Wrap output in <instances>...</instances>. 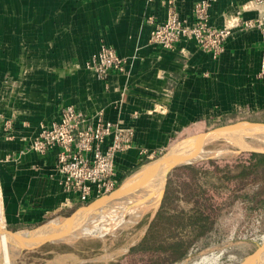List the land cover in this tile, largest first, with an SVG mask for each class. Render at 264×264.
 <instances>
[{
    "label": "crops",
    "instance_id": "1",
    "mask_svg": "<svg viewBox=\"0 0 264 264\" xmlns=\"http://www.w3.org/2000/svg\"><path fill=\"white\" fill-rule=\"evenodd\" d=\"M200 1L0 0V233L32 231L82 206L49 177L57 149L44 156L27 151L64 106L80 108L89 125L100 118L132 132L133 146L115 159L118 185L186 135V127L264 125V78L258 77L264 34L235 26L256 16L245 10L248 0H216L209 6L210 25L232 31L217 60L192 40L172 49L151 44L150 21L162 22L174 9L191 22L192 7ZM101 45L125 60V74L111 73L102 82L87 68ZM253 183L247 181L241 191L233 187L229 202L241 200L264 214V183L243 191ZM177 207L187 205L178 201ZM59 246L21 252L16 261L61 264L75 258L73 245L70 252Z\"/></svg>",
    "mask_w": 264,
    "mask_h": 264
},
{
    "label": "rangeland",
    "instance_id": "2",
    "mask_svg": "<svg viewBox=\"0 0 264 264\" xmlns=\"http://www.w3.org/2000/svg\"><path fill=\"white\" fill-rule=\"evenodd\" d=\"M211 58L213 60L218 59V57L214 58L212 56ZM239 123L245 122L240 121ZM239 123L237 122L231 126ZM213 128L215 127L198 128L197 126L192 125L191 127H186V135L178 137L169 147L161 150L159 153L155 154V156L148 157L144 163L139 165L133 171L128 172L119 182L116 191L109 195L111 198L106 199L109 197L107 196L103 199L105 201H99L102 205H99V202L94 204H84L76 209L70 216L57 219L53 218L51 221L44 224L47 225L51 222H61L68 219L73 220L72 218H77L81 213L82 216H86L85 219L87 221L82 219L83 223L81 225L83 228L82 230L79 229V231L81 230L80 233H76V238L74 237L73 239L71 237L69 238L70 240L67 238L64 240L63 238L62 240L61 238H53L51 235L43 236L39 232V227L35 229L38 231V235H26L25 243L20 249L9 250L6 247H0V264H18L16 259L21 252L38 249L51 241H63V243H59V245H63L60 248L62 252H66L63 250V247H70L69 245H73L76 250L73 252L75 255L73 260H66L64 258L61 264L150 263V260L148 259L149 257L147 256L141 257L139 255H127L129 247L139 241V239L143 236L145 229L147 228L145 222L150 221L154 217L163 197V194L161 196V193L164 186V180L161 184V188L158 190L160 193L158 192L154 196L156 200L153 198V202H149V183L154 174L156 175L155 171L164 162L165 157L176 145L183 142L185 139L210 132L214 130ZM205 148L210 151L225 148L229 149L231 154L229 153V155H226L225 157L216 159L199 160L194 163L214 161L219 165H223L225 162H232L237 159L246 160L248 154L251 153L248 151L240 152L238 147L232 146L222 139L212 142L211 145ZM176 174L181 175V172H177ZM176 182L178 183V180L174 181V183ZM127 183L134 186L133 195L130 198L121 201L117 198L112 199V197L121 191ZM252 185L253 186L244 188L243 191H256L258 187H260V185L258 186L257 184ZM157 195L159 197H157ZM157 199L159 201H157ZM226 199L229 202V196L218 198L215 201H217L218 204H222ZM222 208V212L215 216L214 223H216L215 221L219 218L223 219V217L229 213H232V215L222 221L221 229H219V226L214 231L211 229L210 232L202 238V240L197 241L193 246H191L185 257H172L171 259L166 260V264L168 261L170 264H194L202 257L209 256L211 254L219 258L218 264H242L245 260L246 261L243 264H246V262H249L250 260L255 261L259 258L257 253L264 251V214L261 213L259 208L241 200H235L230 203L229 206H224ZM138 224H141L140 227H138ZM82 231L85 232L81 233ZM27 232L32 231H22L21 233ZM232 233H234V235ZM3 234L7 236L11 233H0V236L2 237ZM11 235H13V238H16L19 234L14 233ZM97 242L100 243L99 252L93 256L88 255V257H86L87 252L85 248L88 247L90 249H95ZM104 246H106L105 251ZM7 249L8 251H6ZM260 256L263 255L261 254ZM8 258L10 259L8 260ZM3 259L4 261H2ZM157 264H165V261H162V259L159 258L157 260Z\"/></svg>",
    "mask_w": 264,
    "mask_h": 264
},
{
    "label": "built area",
    "instance_id": "3",
    "mask_svg": "<svg viewBox=\"0 0 264 264\" xmlns=\"http://www.w3.org/2000/svg\"><path fill=\"white\" fill-rule=\"evenodd\" d=\"M176 0H169L172 4ZM216 0H201L192 7L191 22L180 18L174 9H169L162 22L150 21V42L161 49H172L176 43L192 40L199 50L217 58L224 52L225 42L231 37L228 28L211 26L208 8ZM151 2V0H147ZM245 10L253 11V19L236 22V29L244 31L258 29L264 34V0H248ZM87 68L95 77L105 82L111 73H126V62L116 50L101 45L87 62ZM259 78H264V57ZM9 126L8 123L6 125ZM133 135L129 129H121L118 124L102 121L95 125L87 123L84 112L75 106H64L59 118L48 126H42L27 151L44 156L57 149L56 159L49 177L56 178L65 193L73 195L84 204L93 203L112 194L118 188L115 159L133 146ZM143 151L142 153H144ZM232 213L218 219L213 231ZM234 235V233H232ZM202 240V239H200ZM199 240V241H200ZM218 257H202L194 264H218ZM11 264V263H10Z\"/></svg>",
    "mask_w": 264,
    "mask_h": 264
},
{
    "label": "trees",
    "instance_id": "4",
    "mask_svg": "<svg viewBox=\"0 0 264 264\" xmlns=\"http://www.w3.org/2000/svg\"><path fill=\"white\" fill-rule=\"evenodd\" d=\"M240 161L232 167L207 161L172 169L167 175L158 210L150 221L145 222L147 228L143 236L128 249L127 255L149 257L150 263L142 264H157L159 258L166 264L172 257H185L191 246L210 232L222 207L230 205L227 199L222 204L216 199L229 196L233 187L241 191L247 181L258 186L264 183V154L251 152L247 160ZM175 180L178 183H174ZM256 200L262 206L261 197ZM178 201L185 202L186 209H178ZM99 246L97 242L95 249L86 247V257L97 254ZM63 250L70 252L72 248L66 246Z\"/></svg>",
    "mask_w": 264,
    "mask_h": 264
},
{
    "label": "bare ground",
    "instance_id": "5",
    "mask_svg": "<svg viewBox=\"0 0 264 264\" xmlns=\"http://www.w3.org/2000/svg\"><path fill=\"white\" fill-rule=\"evenodd\" d=\"M219 139H222L223 141L231 144L232 146L238 147L240 152L247 150H256L264 152V125L246 122L239 123L237 125L219 128L210 133L196 135L179 143L165 157L164 162L162 164L160 163L161 165L156 170L157 172L155 171L156 175L154 174L149 183L150 196L148 195V197H150V199L148 201L153 202L152 199L154 198L155 194L159 192L158 190L161 188V184L164 180L163 178L165 177L166 171L168 169L181 164L192 163L204 159H216L225 157L226 155H229V153L231 154V151L225 148H220L214 151L206 150L205 147L211 145L212 142ZM133 187L134 186L127 183L121 191H119L112 197V199L117 198L121 201L130 198L133 195ZM157 197L159 196L157 195ZM110 198L111 196L107 197L106 199ZM154 200L156 199L154 198ZM157 201L159 200L157 199ZM99 205H102V203L100 204L99 202ZM85 217L86 216H82V214L80 213L77 218H72L73 220L68 219L61 222H51L50 224L40 227L39 232L43 236L51 235L53 238H61L62 240L63 238L64 240L66 238L70 240L69 238L71 237L74 239V237H77L76 233H80V231L82 230V219H85ZM79 229L81 230L79 231ZM83 232L85 231H82L81 233ZM17 234L19 235L16 238H13V235L11 234V236H5L4 234L3 236L5 237L0 236V247H6L9 250L20 249L21 246L25 243L26 235H38V231L35 230L27 233L20 232ZM8 249L6 251H8ZM259 254H262L263 256H260ZM257 255L259 258H257L255 261L250 260L249 262H246V264H264V251H260L259 253H257ZM9 259L10 258H8V260ZM2 261H4V259Z\"/></svg>",
    "mask_w": 264,
    "mask_h": 264
},
{
    "label": "water",
    "instance_id": "6",
    "mask_svg": "<svg viewBox=\"0 0 264 264\" xmlns=\"http://www.w3.org/2000/svg\"><path fill=\"white\" fill-rule=\"evenodd\" d=\"M252 124H254V123H252ZM263 125V124H262ZM229 126V125H228ZM231 126V125H230ZM219 128H222V127H219ZM219 128H215L214 130H217V129H219ZM214 130H212V131H214ZM212 131H210V132H212ZM210 132H207V133H210ZM204 134H206V133H204ZM199 135H202V134H199ZM248 152H255V153H263L264 154V152H262V151H256V150H247ZM196 162V161H195ZM192 163H194V162H192ZM192 163H186V164H192ZM183 165H185V164H183ZM179 166H181V165H179ZM175 167H177V166H174V167H172V168H175ZM172 168H170V169H168L167 170V172H166V174H165V177H164V186H163V189H162V193H161V196H162V194H163V192H164V188H165V184H166V177H167V174H168V172L172 169ZM106 198V197H105ZM104 199V198H103ZM103 199H100V200H98V201H95V202H93V204L94 203H96V202H99V201H101V200H103ZM160 199H161V197H160ZM41 227V226H40ZM33 231V230H32ZM55 243H63V241H51V242H49V243H47V244H45V245H43V246H41V247H39L38 249H31V251H38V250H41L43 247H45L46 245H49V244H55ZM246 261V260H245ZM244 261V262H245ZM243 262V263H244ZM242 263V264H243Z\"/></svg>",
    "mask_w": 264,
    "mask_h": 264
}]
</instances>
